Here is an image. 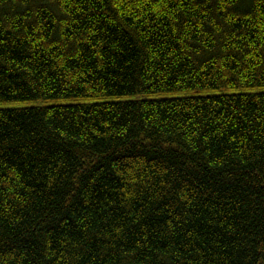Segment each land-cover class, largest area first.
<instances>
[{
    "label": "trees",
    "instance_id": "16d2710c",
    "mask_svg": "<svg viewBox=\"0 0 264 264\" xmlns=\"http://www.w3.org/2000/svg\"><path fill=\"white\" fill-rule=\"evenodd\" d=\"M0 264H264V0H0Z\"/></svg>",
    "mask_w": 264,
    "mask_h": 264
}]
</instances>
